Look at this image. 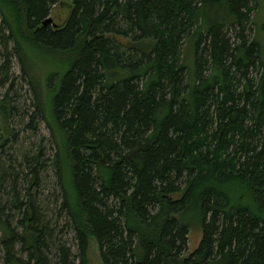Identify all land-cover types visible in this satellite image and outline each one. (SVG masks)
Instances as JSON below:
<instances>
[{
  "label": "trees",
  "instance_id": "obj_1",
  "mask_svg": "<svg viewBox=\"0 0 264 264\" xmlns=\"http://www.w3.org/2000/svg\"><path fill=\"white\" fill-rule=\"evenodd\" d=\"M255 5L0 0V46L11 45L28 81L30 122L49 129L58 213L75 241L73 254L56 244L38 214L31 190L46 165L37 147L20 170L0 164L4 264H87L90 239L103 264H264ZM52 13L54 26L41 25ZM9 98H0V149L11 134ZM193 224L201 237L186 252Z\"/></svg>",
  "mask_w": 264,
  "mask_h": 264
},
{
  "label": "rangeland",
  "instance_id": "obj_2",
  "mask_svg": "<svg viewBox=\"0 0 264 264\" xmlns=\"http://www.w3.org/2000/svg\"><path fill=\"white\" fill-rule=\"evenodd\" d=\"M65 2H69V0H65ZM254 2L256 3V13L253 17V22L256 26L254 34L258 37L259 45L264 49V33L259 29L264 25V0H254ZM64 11V8L56 7L53 12H57V16L63 18ZM49 17L53 21H56L55 18H53V13L52 15H49ZM115 39L124 45H128L130 42L126 38L123 39V37L120 36H116ZM5 50L7 51L6 55L9 57L10 61L8 60L9 63L7 62L5 67L1 68V64L5 60V57H2ZM11 50L10 44H8L7 49L0 46V78L2 76L5 78V82L0 84V98L3 97L7 91V94L10 97L9 104L14 108L9 115L6 116L7 127L11 130V134L7 136L4 147L0 149V164L3 167H7L9 160H13V162L10 163V166L14 169L17 168L20 170L21 167L19 168L17 164H20L24 155L28 156L37 147L39 148L40 153H42V163L46 165V168L38 173V185L33 187L31 193L32 196H35L37 211H39L38 214L43 216V219L41 220H43V222L49 221L50 223L47 224L51 227H55L54 231L51 233V237L55 243L57 242L59 245L63 244L64 246H67L73 254L75 252L74 238L72 237L70 229L63 225L64 222H66L65 217L58 213L60 201L57 199V195L59 189L56 188L55 182H57V180L53 173L54 169L52 165H50V158L53 156V144L49 139V129L44 123L45 120H42L40 117H37L30 122L28 115L33 109L30 98L32 95L30 93L28 81H26V77L22 75V70L19 69V63L17 62L18 60L13 56ZM35 70L32 73L34 76L38 73V70ZM45 72H47L46 69L42 70L41 74L40 72L38 73L40 80L46 75ZM52 82L53 81L50 83ZM1 123L2 119H0V125ZM25 171L26 169L22 172ZM19 183L21 184L22 182L19 180ZM23 186L20 187L17 183V188L21 191V195L24 193L22 190ZM21 199L24 200L23 198ZM16 217L19 216L16 215ZM11 224L14 225L15 220H12ZM193 225L189 226L190 228L186 238V252L193 251L197 247L198 240L201 237L199 228ZM17 229L19 231L21 228L17 227ZM94 242V239H90L88 242L87 264H103L98 255L99 248H97ZM3 257V249L0 248V264H4L2 262ZM23 257L24 256H22V258Z\"/></svg>",
  "mask_w": 264,
  "mask_h": 264
},
{
  "label": "water",
  "instance_id": "obj_3",
  "mask_svg": "<svg viewBox=\"0 0 264 264\" xmlns=\"http://www.w3.org/2000/svg\"><path fill=\"white\" fill-rule=\"evenodd\" d=\"M52 22V19H50V17H45L44 20L42 21V24L41 25H44L46 23H50L52 26H54Z\"/></svg>",
  "mask_w": 264,
  "mask_h": 264
}]
</instances>
